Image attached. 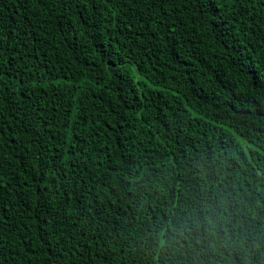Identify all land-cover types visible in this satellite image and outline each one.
<instances>
[{"label": "trees", "instance_id": "trees-1", "mask_svg": "<svg viewBox=\"0 0 264 264\" xmlns=\"http://www.w3.org/2000/svg\"><path fill=\"white\" fill-rule=\"evenodd\" d=\"M0 264H264V0H0Z\"/></svg>", "mask_w": 264, "mask_h": 264}]
</instances>
